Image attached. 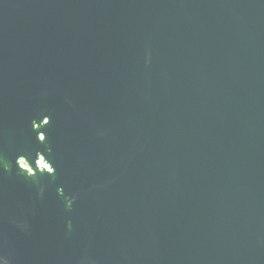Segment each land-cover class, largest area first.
I'll return each instance as SVG.
<instances>
[{"label":"water","instance_id":"95a60500","mask_svg":"<svg viewBox=\"0 0 264 264\" xmlns=\"http://www.w3.org/2000/svg\"><path fill=\"white\" fill-rule=\"evenodd\" d=\"M0 264H264V0H0Z\"/></svg>","mask_w":264,"mask_h":264}]
</instances>
